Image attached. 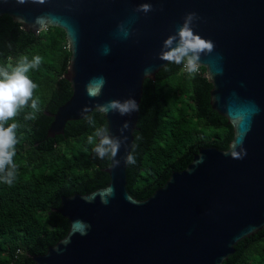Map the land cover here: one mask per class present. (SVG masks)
I'll return each mask as SVG.
<instances>
[{"label": "water", "instance_id": "obj_1", "mask_svg": "<svg viewBox=\"0 0 264 264\" xmlns=\"http://www.w3.org/2000/svg\"><path fill=\"white\" fill-rule=\"evenodd\" d=\"M142 3L153 10L136 12ZM188 12L200 17L193 31L215 45L201 54L199 66L209 85L207 108L231 136L226 147H198L183 168L138 199L125 187L124 157L142 109L131 116L100 113L112 135L129 121L116 157L120 165L112 167L107 157L106 166L91 161L107 173L106 183L59 193L52 212L67 221V230L42 253L25 251L32 264H227L233 245L264 226V0H0V15L27 32L22 46L46 26L64 33L62 75L70 94L51 113L43 137L62 133L66 120L86 114L85 106L90 111L129 97L138 104L166 62L158 57L164 39ZM121 22L131 30L127 39L118 32ZM99 76L106 83L93 99L86 86Z\"/></svg>", "mask_w": 264, "mask_h": 264}, {"label": "trees", "instance_id": "obj_2", "mask_svg": "<svg viewBox=\"0 0 264 264\" xmlns=\"http://www.w3.org/2000/svg\"><path fill=\"white\" fill-rule=\"evenodd\" d=\"M27 35L6 14L0 15V66H14L21 56H40L29 77L37 85L32 101L20 110L17 124L16 179L8 185L0 179V264H32L24 254L42 253L64 235L68 223L52 212L59 193L68 195L103 186L107 173L91 161L106 166L93 151L88 136L94 131L86 116L105 126L93 108L83 117L66 120L62 133L43 137L51 113L70 94L63 77L68 50L64 33L56 26L35 32V40L22 46ZM152 90L141 91L126 164L125 187L135 198L148 196L172 170L183 168L200 146L225 148L231 138L215 110L207 108L204 69L190 75L181 65L167 61L158 70ZM31 114L33 118L26 119ZM2 175V174H0ZM227 264H264V226L233 245Z\"/></svg>", "mask_w": 264, "mask_h": 264}, {"label": "clouds", "instance_id": "obj_3", "mask_svg": "<svg viewBox=\"0 0 264 264\" xmlns=\"http://www.w3.org/2000/svg\"><path fill=\"white\" fill-rule=\"evenodd\" d=\"M27 0H17L18 4H24ZM33 2L43 3V0H33ZM150 3H142L135 9L136 12L147 14L152 11ZM200 17L196 12H188L183 17V23L177 28L176 32L164 39L158 57L168 63L183 65L186 71L192 75L198 72L201 54L211 53L214 50V43L206 40L193 31V23ZM119 34L127 39L131 35V30L121 22L117 26ZM110 49L107 46L103 48V54L107 55ZM42 62L38 55L33 56L31 60L27 56H21L17 63L12 65L0 66V179L8 185H12L16 179L17 165L14 162L16 156L17 124L14 120L18 112L26 107L29 101H32L31 107L37 108V102L33 99V91L37 85L29 77L30 70L37 69ZM148 71L147 69L145 70ZM106 80L103 76L94 77L86 86V91L90 98H97L101 95L103 85ZM99 113L108 115L109 113H119L121 116H131L133 112L139 111V105L132 97L124 100L112 99L105 103H99L96 106ZM83 112L89 111L85 106ZM31 119V114L25 117ZM89 126L94 128L91 135L88 136V142L94 144L93 151L100 159L109 158L112 167H118L120 160L116 159L118 150L122 144L127 141L125 135L129 128V121L125 120L119 129L120 135H112L106 126H97L96 120L92 116L85 117ZM226 155L228 153H225ZM236 158H243V155L233 153ZM246 155V153H244ZM126 164H135V157L127 154L124 157Z\"/></svg>", "mask_w": 264, "mask_h": 264}, {"label": "built area", "instance_id": "obj_4", "mask_svg": "<svg viewBox=\"0 0 264 264\" xmlns=\"http://www.w3.org/2000/svg\"><path fill=\"white\" fill-rule=\"evenodd\" d=\"M181 68L184 69L185 67L183 65H181Z\"/></svg>", "mask_w": 264, "mask_h": 264}]
</instances>
